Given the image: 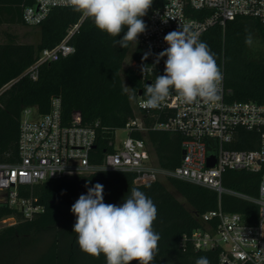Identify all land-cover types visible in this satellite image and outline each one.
<instances>
[{
	"label": "trees",
	"instance_id": "trees-1",
	"mask_svg": "<svg viewBox=\"0 0 264 264\" xmlns=\"http://www.w3.org/2000/svg\"><path fill=\"white\" fill-rule=\"evenodd\" d=\"M161 3L162 0H153L142 17L145 24L149 11ZM34 4L35 0H0V24L8 27L25 24L23 11ZM83 16L71 7L53 8L37 26L38 43L20 42L16 32L5 30L4 39L0 40V162L20 160L23 110L34 107L39 114H46L55 96L62 99L64 124L79 119L83 125H95V147L90 152V161L94 164H101L107 153L116 150V131L131 119L141 116L147 125L157 119L145 111L138 112L134 106L140 95L147 98L145 86L154 83L156 76L163 75L155 68L143 77L142 68L147 66L148 69L153 64V53L145 50L139 41L130 42L127 48L114 47V38L97 29L86 16L70 38L74 51L41 64L36 79L29 75L28 69L41 51L60 43ZM126 31L127 27L115 39H122ZM248 37L251 41L259 38L264 44V30L259 21L238 16L225 27L221 24L210 27L199 40L207 43L221 72L224 71L229 99L264 101V53L261 57L255 56L250 43H246ZM131 50V57L138 65L124 67ZM146 53L147 59H144ZM132 135L147 141L160 166L174 169L181 164L184 140L181 132L149 128ZM259 139L258 132L238 127L229 147L256 149ZM263 172L264 165L261 171L227 169L223 172V185L258 196ZM135 178L133 172L97 170L20 187L22 195L37 198L44 210L32 219L19 218L17 223L0 228V264H106L103 254L94 257L83 252L73 232L76 217L71 207L80 195L87 194L86 184L88 187L102 184L106 204H122L133 187L152 199L157 208L153 229L160 235L153 264H195L202 256H206L210 264H219V249L197 250L190 240L182 243L185 236L203 226L201 216L219 205L225 211L241 213L247 223L254 224L258 220L259 206L253 201L230 194L220 195L214 189L174 177L143 184L136 183ZM14 213L16 210L0 204V219ZM46 234L51 237L48 246L30 262H21V256L37 248Z\"/></svg>",
	"mask_w": 264,
	"mask_h": 264
},
{
	"label": "built area",
	"instance_id": "built-area-1",
	"mask_svg": "<svg viewBox=\"0 0 264 264\" xmlns=\"http://www.w3.org/2000/svg\"><path fill=\"white\" fill-rule=\"evenodd\" d=\"M59 6L58 0H35L34 5L24 9L23 21L38 26L53 8ZM238 16L258 20L264 30V0H162L161 5L149 11L146 31L138 38L141 46L153 53V64L145 70L143 77L155 68L164 74L167 57L161 58L159 63H156V57L168 48L164 37L169 32L187 25L200 39L210 27L215 24L225 27L228 21ZM84 17L55 47L41 51L37 61L28 69L33 79L38 77L41 64L56 61L74 51L70 38ZM135 63L133 66L138 65ZM222 74L218 98L211 101L197 98L186 103L173 89L161 106L153 109L145 106L147 98L140 95L134 102L135 109L157 119L151 125H147L141 116L131 119L124 127L128 137L121 142L115 138L116 150L107 153L101 164L90 161V152L96 141L95 125H83L79 119L64 124L61 97L52 98L50 111L46 114H39L34 107L25 108L19 135L20 160L16 163L0 162V204L16 210V213L0 219V228L17 223L19 218L32 219L44 210L37 198L20 193L22 186L97 170L133 172L138 184L174 177L214 189L220 195L230 194L253 201L259 206L258 220L250 224L241 213L225 211L219 205L201 216L203 226L185 236L183 244L190 240L197 250L219 249V264H264V172L258 196L227 188L222 181L227 169L262 170L264 101L229 99L224 71ZM238 127L258 132L259 147L249 150L229 147L235 140ZM149 128L184 135L185 154L179 166L174 169L160 166L147 141L132 135ZM211 154L216 155V163L209 167Z\"/></svg>",
	"mask_w": 264,
	"mask_h": 264
},
{
	"label": "clouds",
	"instance_id": "clouds-1",
	"mask_svg": "<svg viewBox=\"0 0 264 264\" xmlns=\"http://www.w3.org/2000/svg\"><path fill=\"white\" fill-rule=\"evenodd\" d=\"M58 2L91 18L97 29L114 38V47L127 48L130 42L137 43L139 34L146 31L142 17L147 14L153 0ZM125 27L127 31L122 39H115ZM164 41L169 46L156 57V63L167 57L164 74L156 76L154 83L145 86V106L159 108L173 89L186 103H192L197 98L217 99L223 74L207 43L191 33L187 25L166 34ZM246 43H251V37L246 38ZM146 67L142 68L143 74ZM85 187L87 194L80 195L71 207L76 217L73 232L77 234L80 249L94 257L103 254L106 264H131L133 261L153 264L160 235L153 229L157 208L152 199L133 187L122 204H106L102 184L96 183L92 187L86 184ZM195 264H210V260L202 256Z\"/></svg>",
	"mask_w": 264,
	"mask_h": 264
},
{
	"label": "rangeland",
	"instance_id": "rangeland-1",
	"mask_svg": "<svg viewBox=\"0 0 264 264\" xmlns=\"http://www.w3.org/2000/svg\"><path fill=\"white\" fill-rule=\"evenodd\" d=\"M10 30L13 32H16L18 35V40L20 42H34V43H38L39 39H40V34H39V28L37 26H30L27 24H23V25H17V26H12V27H8L7 25H1L0 24V40L4 39V32L5 30ZM250 48L252 53H254L255 56H260L264 53V44L259 40V38H254L251 43H250ZM132 50L129 53L128 57L125 59L124 61V67H127L129 65H135L136 63L133 61L132 57ZM128 137V131L125 128H119L116 132V139L118 142L123 141L124 139H126ZM161 180L166 181V178L161 177ZM181 200H183L182 197L178 196ZM2 228V227H1ZM51 242V237L46 234L44 235L40 242L39 245L37 246V248L32 249V250H28L27 252H25L21 258L23 263H28L30 262V260H32L33 258L36 257V255H38V253H40L41 251H43L48 244Z\"/></svg>",
	"mask_w": 264,
	"mask_h": 264
},
{
	"label": "water",
	"instance_id": "water-1",
	"mask_svg": "<svg viewBox=\"0 0 264 264\" xmlns=\"http://www.w3.org/2000/svg\"><path fill=\"white\" fill-rule=\"evenodd\" d=\"M185 154V150H183V156ZM216 163V155L215 154H211L209 157H208V166L209 167H212L214 166Z\"/></svg>",
	"mask_w": 264,
	"mask_h": 264
}]
</instances>
